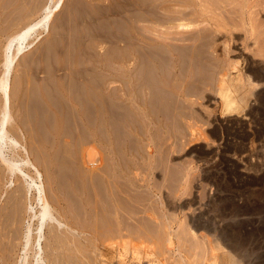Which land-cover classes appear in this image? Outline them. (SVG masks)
Wrapping results in <instances>:
<instances>
[{"label": "rangeland", "instance_id": "obj_1", "mask_svg": "<svg viewBox=\"0 0 264 264\" xmlns=\"http://www.w3.org/2000/svg\"><path fill=\"white\" fill-rule=\"evenodd\" d=\"M55 2L0 0V81L15 58L5 134L27 149L23 154L8 146L0 154V220L10 219L2 215L14 211L18 189L26 185L22 163L11 177L4 161L28 157L41 174L28 171L38 203L31 206L33 230L43 224L37 198L44 195L63 225L94 236L93 250L84 235L74 239L75 247L62 244L59 253L66 257L59 255L65 259L60 264H264V0H99L103 9L93 17L87 10L94 0H63L47 30L31 33L26 48L16 57L11 54V37ZM34 9L40 12L24 22ZM106 15L128 20L122 36L109 38L100 20ZM80 58L83 70L68 69ZM1 97L0 92V109ZM116 175L129 196L141 192L135 194L140 217L135 216L136 223L124 214L129 223L123 229L129 230L120 240L110 203L101 201L107 195L93 183L96 178L113 181ZM12 220L4 221L10 228L3 227L11 231L12 223L16 229ZM51 228H45V238L53 235ZM116 240L126 247L111 248ZM0 241V264H21L17 242L2 235ZM34 259L37 263V255Z\"/></svg>", "mask_w": 264, "mask_h": 264}, {"label": "bare ground", "instance_id": "obj_2", "mask_svg": "<svg viewBox=\"0 0 264 264\" xmlns=\"http://www.w3.org/2000/svg\"><path fill=\"white\" fill-rule=\"evenodd\" d=\"M62 2H63V0H56V2L54 3V5L52 6V7H50V5H51V3H47L45 6H44V8H43V11H44V14H43V16H41L40 18H38V19H36V20H34L33 22H31L30 24H29V26L28 27H26L24 30H22V31H20L19 32V34L18 35H16V36H14V37H11V39H10V41H9V43H8V45H7V49L11 52V54L12 53H14V56L16 57V54L18 53V52H21L23 49H25L26 48V46H24L23 44H24V41H26V39H27V37L31 34V33H33V32H36V31H39L38 29L39 28H41L43 31H46L47 30V28H48V22H49V20H50V17L54 14V12H56L60 7H61V5H62ZM216 9V8H215ZM222 11V10H221ZM234 11V10H233ZM211 12V11H210ZM223 13V12H222ZM225 14V13H224ZM232 16V15H231ZM164 22H166V21H164ZM167 23V22H166ZM187 24V23H186ZM261 27V26H260ZM210 34V33H209ZM135 39V38H134ZM206 39V38H205ZM17 41H19L20 43H19V45H18V48H17V50H15L14 51V49H13V45L17 42ZM195 41V40H194ZM209 43V42H208ZM204 45V44H203ZM208 46V45H207ZM203 46L201 45V48H202ZM13 49V50H12ZM198 49V48H197ZM199 50H201L200 48H199ZM206 50V49H205ZM152 51V50H151ZM200 52V51H199ZM198 52V53H199ZM160 53V52H159ZM194 53V52H193ZM197 53V54H198ZM201 53H202V51H201ZM207 53V52H206ZM159 55V54H158ZM199 55V54H198ZM161 57H163V56H161ZM170 57V56H169ZM198 57H200V56H198ZM184 58V57H183ZM201 58H203L202 56H201ZM14 57H12V58H10V61H9V64H8V66H7V68L5 69V72H4V78L0 81V92H1V98H2V104H1V109H0V125H1V127H0V154H2L3 153V149L5 148V147H8L9 149H7V150H16V149H18V150H21V151H23L24 153L23 154H26L27 153V149H26V147L24 146V145H22L21 143H19L16 139H14V137H11V135H9V134H5L6 133V130H5V115L7 116L8 115V107L9 106H7V103L9 102V75H10V69H11V65H12V63H13V61H14ZM199 59V58H198ZM161 60V59H160ZM183 60H185V59H183ZM192 61V60H191ZM163 62V61H162ZM182 62V61H181ZM185 62V61H184ZM162 64V63H161ZM166 66V65H165ZM172 66V65H171ZM151 67H153V66H151ZM170 67V66H169ZM180 67V66H179ZM162 68V67H161ZM166 68V67H165ZM150 69V68H149ZM211 69V68H210ZM155 70V69H154ZM153 70V71H154ZM180 70V69H179ZM151 71V70H150ZM149 71V72H150ZM158 71V70H157ZM155 72V71H154ZM188 72V71H187ZM117 73V72H116ZM141 73V72H140ZM151 73V72H150ZM146 74V73H145ZM149 74V73H148ZM154 74V73H153ZM155 76H156V73L154 74ZM180 75H182V74H180ZM147 76V75H146ZM150 76H152V75H149V77ZM149 77H147V78H149ZM157 77V76H156ZM160 77V76H159ZM169 77H170V75H169ZM117 78V77H116ZM154 78V77H153ZM173 78V77H172ZM169 79V78H168ZM192 79H193V77H192ZM154 80V79H153ZM160 80V79H159ZM115 81V80H114ZM117 82H118V80H116ZM149 81V80H148ZM155 81V80H154ZM144 82V81H143ZM149 84V83H148ZM175 88V87H174ZM117 89H118V87H117ZM177 89V88H176ZM72 92V91H71ZM88 92V91H87ZM114 92V91H113ZM125 92V91H124ZM75 93V92H74ZM140 93V92H139ZM77 96H79V95H77ZM112 96V95H111ZM159 96V95H158ZM187 96V95H186ZM119 98V97H118ZM156 100H157V98H156ZM116 101V100H115ZM138 101V100H137ZM136 101V102H137ZM114 102V101H113ZM153 102V101H152ZM120 103H121V101H120ZM139 103V102H138ZM4 104V105H3ZM112 104V103H111ZM116 104V103H115ZM115 104L113 105V106H115ZM169 104V103H168ZM116 106H118V105H116ZM118 107H120V105L118 106ZM168 107V106H167ZM44 108V107H43ZM113 108H115V107H113ZM117 108V107H116ZM121 109H123V107H120ZM126 108V107H125ZM124 108V109H125ZM117 110H118V108H117ZM155 110V109H154ZM89 111V110H88ZM152 111V110H151ZM115 112V111H114ZM113 112V113H114ZM131 112V111H130ZM129 112V113H130ZM160 112V111H159ZM124 113V112H123ZM115 114H116V112H115ZM156 114V113H155ZM127 115V114H126ZM130 115V114H129ZM118 116H119V113H118ZM154 117H155V115H154ZM119 118V117H118ZM114 119V118H113ZM147 119H149V118H147ZM119 121V120H118ZM6 122H8V121H6ZM157 122H158V120H157ZM74 123V122H73ZM149 125V124H148ZM119 126V125H118ZM119 128V127H118ZM127 128V127H126ZM163 129V128H162ZM189 129V128H188ZM116 130V129H115ZM120 130V129H119ZM82 131H83V129H82ZM121 131V130H120ZM129 132V131H128ZM148 132V131H147ZM178 132V131H177ZM187 132H188V130H187ZM150 133V132H149ZM168 133V132H167ZM115 134V133H114ZM178 134V133H177ZM116 135V134H115ZM172 135V134H171ZM193 135V134H192ZM191 135V136H192ZM152 136V135H151ZM184 136V135H183ZM154 140V139H153ZM173 140V139H172ZM115 141V140H114ZM146 141V140H145ZM148 141V140H147ZM118 142V141H117ZM166 142V141H165ZM182 142V141H181ZM117 144V143H116ZM122 148V147H121ZM18 150H16V151H18ZM123 150V149H122ZM21 151H18V152H21ZM233 151V150H232ZM13 152V151H12ZM11 152V153H12ZM130 152V151H129ZM17 153V152H16ZM22 153V152H21ZM112 153V152H111ZM124 153V152H123ZM133 153V152H132ZM117 154V153H116ZM120 154V153H119ZM4 155V154H3ZM121 155V154H120ZM28 156V155H27ZM124 156V155H123ZM2 158H4L5 159V157H1V159ZM15 158V157H14ZM24 158V157H23ZM124 159V158H123ZM5 162V164L7 165V169H8V171H9V173L11 174V177H14L16 174H15V170L16 169H19L20 167V165L18 164V163H22V166H23V168L26 170H24V172L25 173H23L22 172V170H21V175L23 176V177H25V179H26V185H24L23 184V187L22 188H24V190H22V191H24L23 193H24V195H22L21 194V187L19 188V187H17L16 188V191H17V189L20 191V193H18V197H16V198H19V200L17 201V202H19V203H16L15 205H14V207L12 208L14 211H12V213L11 214H6V212L5 211H3V212H5L4 213V215H2V216H7V217H10V219L8 220L7 218H5V219H3L5 222H6V220L8 221V222H10V220H12L13 222H15L16 221V223H13V224H15V225H13L14 227L16 226V229H17V226L18 225H16V224H22L23 223V226H25L24 227V229L23 230H19V229H21V226H20V228H18L17 230L16 229H14V227H13V229L14 230H12V223H11V231H10V229H8L7 227H3V223H4V221H2V220H0V222L2 221V223H1V225L0 226H2L1 227V229H0V235H2L4 238H6V237H10V240H12L14 243L15 242H17V246H18V248H21V250L20 251H22L21 252V254L19 255L20 256V259H21V264H38V262H40L41 261V263L42 264H60V262L63 260H65V259H62V256H65V255H63V254H65L66 252H63V251H65L66 249H73V248H68V247H66V249L64 250L63 249V251H61V252H63V254H62V256L60 257L59 255H61L59 252V247H62L61 245L63 244L64 246H69L70 244H73L74 245V239H76V241L77 240H79V238H78V236L80 237V235H84V236H86L85 238H86V240L88 241L87 243H89V247H93L91 250H93L94 249V236H92L93 234L91 233V232H89V233H87V232H82V230H75V229H77V228H71V226L70 225H63L62 223H61V221L59 220L60 218H57L56 216H59V215H57L58 213H55V212H53L54 210H52V207H50V204H49V201L46 199V197L43 195V197L42 198H40V197H38L37 198V201L40 203V206H42L41 208H39V218H38V221L41 219L42 221H43V224L41 225V227L39 228V226L37 225V233H36V231H34L33 230V227H31V225H30V221H32L33 222V220H35V215H33V213H32V205L34 204V202L36 203V204H38L37 202H36V200H34V198H33V196L31 195V191H32V186L33 185H35L34 183H33V185H32V183H30V182H32L30 179V176L28 175V171L31 169V168H33V170H34V172H35V174H36V176L38 177V178H40V172L35 168V165L31 162V160L27 157L26 158V160H13V159H11V160H9V161H4ZM120 162V161H119ZM124 162V161H123ZM118 163V162H117ZM128 165V164H127ZM119 166V165H118ZM121 166V165H120ZM111 167V166H110ZM127 167V166H126ZM121 168V167H120ZM124 169V168H123ZM114 170V169H113ZM130 170V169H129ZM123 171V170H122ZM124 171H125V169H124ZM109 174V173H108ZM112 174V173H111ZM126 174V173H125ZM187 175V174H186ZM124 176V175H123ZM114 177H116V178H114V180L113 181H111L110 179V182H107L106 180H104V179H95V180H93V181H95V182H93L94 183V186H96L97 187V190L99 189V191H101L100 193H101V195H102V192H103V194H105V195H107L106 196V200H104V197L105 196H101L100 194H99V196H101L102 197V200L101 201H104V202H108L109 201V203H110V206L108 205V207L107 208H109L110 207V209H111V214H112V216H113V222H115V225L114 226H116V232H115V234H116V236L115 237H117L119 240L120 239H122V237L124 238L126 235L125 234H123V232L122 231H124V230H129L128 229V227L126 228V229H123V228H125V225H127L126 223L128 222V221H126L125 220V218H124V214H127V215H129L130 217V219H133V220H135L136 221V223H137V218H135V216L139 213L138 212V207L136 206L138 203H139V201L140 200H138L139 198L137 197V196H135V194L137 195L138 194V196L141 194V192L139 191V190H137V192L135 191L134 192V196L133 197H131V196H129V194L131 193H128L129 191H128V188L127 187H125V185H121V183H120V180L121 179H119V178H121L119 175L117 176H114ZM186 177V176H185ZM93 178V177H92ZM102 178V177H101ZM107 179V178H106ZM186 179V178H185ZM89 180V179H88ZM123 180V179H122ZM73 181V180H72ZM78 181V180H77ZM91 181V180H90ZM124 181V180H123ZM128 181V180H127ZM76 182V181H75ZM129 182V181H128ZM134 182H136V181H134ZM133 182V183H134ZM67 183V182H66ZM13 183L12 182H10V186L12 185ZM73 184V183H72ZM126 184V183H125ZM132 184V183H131ZM131 184L129 185L130 187H131ZM74 185V184H73ZM79 185V184H78ZM86 185V184H85ZM92 185V184H91ZM128 185V184H127ZM134 185V184H133ZM133 185H132V187H133ZM139 185V184H138ZM137 185V186H138ZM160 185V184H159ZM87 186H88V183H87ZM128 186V187H129ZM79 187V186H78ZM93 187V186H92ZM95 187V188H96ZM139 187V186H138ZM80 188H81V185H80ZM79 188V189H80ZM140 188H141V186H140ZM143 188V187H142ZM74 189H75V187H74ZM89 189V188H88ZM130 189V188H129ZM133 189H134V187H133ZM135 189H137L136 187H135ZM1 187H0V197L2 196L1 195V193L3 194V192H1ZM93 190V189H92ZM132 191V190H131ZM149 191V190H148ZM36 192L39 194V195H41V194H43L42 193V191L39 189V188H37L36 189ZM98 192V191H97ZM107 194H106V193ZM146 193V192H145ZM151 193V192H150ZM22 196H24V201L26 202V207H25V209H26V213H25V215H27L26 217V221H22V217L19 215V212L21 213V207H22V204H23V202H20L21 201V195ZM124 194H126L130 199H125V197H124ZM12 195V194H11ZM28 195H30V196H28ZM75 195V194H74ZM83 195V194H82ZM91 195V194H90ZM70 196V195H69ZM72 197V196H71ZM15 198V199H16ZM77 198V197H76ZM91 198V197H90ZM127 198V197H126ZM10 199H12V201L10 200ZM15 199H13V197L12 198H9V200L11 201V202H14L15 203V201H13V200H15ZM72 199V198H71ZM95 199V198H94ZM98 199V198H97ZM4 200V199H3ZM7 200H8V198H7ZM87 200V199H86ZM76 200H74V202H75ZM98 201V200H97ZM157 201V200H156ZM9 202V201H8ZM11 202H10V204H11ZM70 202V201H69ZM73 202V203H74ZM80 202V201H79ZM76 203V202H75ZM86 203H88V201L86 202ZM10 204H6L7 206L9 205V206H12V205H10ZM13 204V203H12ZM95 204V203H94ZM107 204V203H106ZM157 204V203H156ZM74 205V204H73ZM75 205H77V203L75 204ZM74 205V206H75ZM93 205V204H92ZM99 205V204H98ZM80 207H82L81 205H79ZM79 206H77V208L78 209H76V211L77 212H79ZM103 206V205H102ZM74 208H76V207H74ZM4 209H6V208H4ZM8 209V208H7ZM9 209L10 210H12L10 207H9ZM92 209H94V208H92ZM98 209V208H97ZM23 210V209H22ZM80 210H82V209H80ZM141 210H143V209H141ZM141 210H140V212H141ZM8 212H10V211H8ZM66 212H67V210H66ZM81 212H84V211H81ZM80 212V213H81ZM2 213V212H1ZM56 214V216H55V214ZM61 213V212H60ZM73 213V212H72ZM98 213V212H97ZM102 213V212H101ZM104 213V212H103ZM142 213H144V212H142ZM6 214V215H5ZM23 214H24V212H23ZM77 215L79 214V213H76ZM75 214V215H76ZM105 214V213H104ZM110 214V215H111ZM72 215V214H71ZM80 215V214H79ZM78 215V216H79ZM81 215H83L82 213H81ZM89 215V214H88ZM139 215V214H138ZM137 215V216H138ZM146 215V214H145ZM23 216V215H22ZM78 216H76V217H78ZM90 216V215H89ZM112 216H110V217H112ZM62 217V216H61ZM80 217V216H79ZM94 217V216H93ZM97 217V216H96ZM108 217V216H107ZM106 217V218H107ZM109 217V218H110ZM138 217H140V216H138ZM17 218V219H16ZM70 218V217H69ZM74 218V217H73ZM83 218V217H82ZM87 218V217H86ZM85 218V219H86ZM95 218V217H94ZM150 218V217H149ZM1 219H2V217H1ZM62 219H64V218H62ZM66 219H68V218H66ZM77 219H81V218H77ZM127 219V218H126ZM110 220V219H109ZM151 220V219H150ZM11 221V222H12ZM74 221H75V219H74ZM73 221V222H74ZM79 220H77L76 222H78ZM95 221V220H94ZM26 222V223H25ZM80 222H82V221H79V223ZM87 222V221H86ZM91 222V221H90ZM112 222V221H111ZM148 222V221H147ZM71 222H69V224H70ZM79 223H77V225L79 224ZM83 223H84V220H83ZM83 223H82V225H83ZM89 223V222H88ZM93 223V222H92ZM129 223V222H128ZM160 223H162L161 221H160ZM6 224V225H5ZM9 224V223H8ZM74 224H76V223H74ZM114 224V223H113ZM4 225L5 226H8L9 228H10V226L9 225H7V223H4ZM56 225V226H55ZM76 225V226H77ZM166 225V224H165ZM74 225H72V227H73ZM89 226V225H88ZM168 226V225H167ZM166 226V227H167ZM42 227H44V228H42ZM53 228L54 229V231L52 230V232H53V235H50V237H48V238H45V235H43V232L45 231V228ZM79 227H81V223L79 224ZM78 227V228H79ZM83 227H84V225H83ZM3 228V229H2ZM51 228V229H52ZM59 228H61V230L62 231H60V229ZM103 228V227H102ZM134 228L135 229H137L138 230V227L137 226H134ZM140 228V227H139ZM162 228V227H161ZM59 229V230H58ZM82 229V228H81ZM85 229V228H84ZM8 230V231H7ZM19 230V231H18ZM48 230V229H47ZM106 230V229H105ZM126 230V231H127ZM35 233H34V232ZM57 231H60L59 233L60 234H62V238H61V235L60 234H57ZM65 231H67L68 233H66ZM84 231V230H83ZM85 231H87V230H85ZM115 231V230H114ZM140 231V230H139ZM138 231V232H139ZM69 232L71 233V234H69ZM99 232V231H98ZM109 232V231H108ZM113 232V231H112ZM125 232V231H124ZM138 232H136V233H138ZM146 232V231H145ZM167 232V231H166ZM2 233H4L5 235H3ZM39 233V234H38ZM63 233H64V237H63ZM74 233L76 234L75 236H74ZM94 233H95V231H94ZM103 233H104V231H103ZM42 234V235H41ZM50 234H51V231H50ZM97 234H99V233H97ZM131 234H133V233H131ZM144 234V233H143ZM171 234V233H170ZM182 234V233H181ZM49 235V234H48ZM58 235H60V236H58ZM95 235V234H94ZM110 235V234H109ZM166 235V234H165ZM168 235V234H167ZM42 236V237H41ZM44 236V237H43ZM113 236V237H114ZM74 237V238H73ZM76 237V238H75ZM82 237V236H81ZM81 237H80V239H81ZM139 237V236H138ZM142 237H144V236H142ZM141 237V238H142ZM196 237V236H195ZM209 237V236H208ZM46 239V241H48L50 244L49 245H46L47 247H49V250H50V252L49 253H47L48 252V249H47V254L44 252V248H43V242H44V240ZM82 238H84V237H82ZM105 238H106V236H105ZM116 238V239H117ZM130 238V237H129ZM159 238V237H158ZM48 239V240H47ZM137 239H139V238H137ZM163 239V238H162ZM177 239V238H176ZM196 239V238H195ZM2 240V239H1ZM9 240V239H8ZM8 240H6V242L8 241ZM85 240V241H86ZM144 240V239H143ZM3 241H5L4 239H3ZM3 241L1 242V243H3ZM45 241V243H47ZM144 241H146V240H144ZM171 241V240H170ZM169 241V242H170ZM126 242V241H125ZM132 243V242H131ZM171 243V242H170ZM9 245L11 244L12 246H16V244H12V242L10 243H8ZM8 244H7V246H8ZM48 244V243H47ZM76 244H78L79 245V242L78 243H76ZM107 244V243H106ZM105 244V245H106ZM122 244V245H121ZM199 243H197V245H198ZM204 244V243H203ZM5 245H6V243H5ZM44 245V246H45ZM78 245H76L77 246V248H78ZM88 245V244H87ZM103 245H104V243H103ZM120 245L124 248V247H126L125 245H124V241L122 242V243H120ZM118 243H117V240H116V242H114L113 241V243L110 245L111 246V248H113V247H115V246H120ZM126 245H128V244H126ZM200 245H202L201 243H200ZM1 246V248L0 249H2L3 250V246L2 245H0ZM15 246H14V248H15ZM80 246V245H79ZM148 246V245H147ZM208 246V245H207ZM218 246V245H217ZM46 247V248H47ZM70 247H72V246H70ZM73 247H75V245L73 246ZM107 247H109V244L107 245ZM135 247V246H134ZM201 247H203V245L201 246ZM204 248V247H203ZM10 249H12V248H9V250ZM80 249V248H79ZM116 249V248H115ZM1 250V251H2ZM7 250V249H6ZM13 250V249H12ZM12 250H11V252H12ZM16 250V249H15ZM14 250V251H15ZM61 250H62V248H61ZM67 250V251H68ZM169 250V249H168ZM203 250V249H202ZM205 250V249H204ZM0 251V252H1ZM73 251V250H72ZM79 251V250H78ZM7 252V251H6ZM10 252V253H11ZM16 252H17V250H16ZM14 253V254H16L17 255V253ZM71 251H69L68 253H70ZM77 252V251H76ZM93 252V251H92ZM234 252V251H233ZM2 253L4 254V250L2 251ZM9 253V252H8ZM203 253H204V251H203ZM12 254H13V252H12ZM13 254V255H14ZM19 254V253H18ZM75 254V250H74V253L72 254H70L71 256H75L74 255ZM78 254V253H77ZM6 255H8L7 253H6ZM22 255V256H21ZM37 255V263H35L34 262V258H35V256ZM45 255V256H44ZM67 255V254H66ZM79 255V254H78ZM208 255V254H207ZM69 256V255H68ZM68 256H67V258H68ZM206 256V255H205ZM225 256V255H224ZM9 257V256H8ZM66 257V256H65ZM70 257V256H69ZM204 257V256H203ZM12 258V257H11ZM48 258V259H47ZM64 258V257H63ZM70 258H74V257H70ZM76 258V257H75ZM79 258V257H78ZM86 258H87V256H86ZM223 258H226V257H223ZM7 259V258H6ZM13 259V258H12ZM47 259V260H46ZM60 259H62V260H60ZM88 259V258H87ZM90 259H92V258H90ZM9 260H10V257H9ZM13 260H15V258L13 259ZM99 260V259H98ZM228 260H230V257H228ZM0 261H2L1 259H0ZM69 261V260H68ZM75 261H77V259L75 260ZM3 262H4V260H3ZM15 262V261H14ZM72 262V261H71ZM90 262V261H89ZM11 263V262H10ZM12 263H13V261H12ZM16 263V262H15ZM15 263H13V264H15ZM70 263V262H69ZM73 263V262H72ZM6 264V263H5ZM18 264V263H17ZM71 264V263H70Z\"/></svg>", "mask_w": 264, "mask_h": 264}, {"label": "crops", "instance_id": "obj_3", "mask_svg": "<svg viewBox=\"0 0 264 264\" xmlns=\"http://www.w3.org/2000/svg\"><path fill=\"white\" fill-rule=\"evenodd\" d=\"M95 4H93L91 7H89L90 11L87 10V13H89L91 15L92 13V17H93V14L96 12V11H99L100 9H103V7H101V5L99 4V0H94ZM78 5V4H76ZM43 6V5H42ZM41 6V7H42ZM79 6V5H78ZM76 7V11L79 9V7ZM82 7H86L84 4H82ZM108 13H111L113 12L112 9L110 6H108ZM37 12H40V9L38 10H32V11H29V13L27 14V16L23 19L24 22H28L29 21V18L31 16H34ZM84 14V13H83ZM31 20V19H30ZM101 22H105L106 25H105V29H106V33L107 35H109V38H113L114 36H116V34H118V36H122V32H124L126 29H127V26H128V20L126 18H124L123 16H120V17H116V16H111V15H106V16H101ZM94 36V35H92ZM78 45L77 46H82V40L81 39H78L77 41ZM79 51L81 52V49L79 48ZM79 55V53H78ZM80 57H82V52L80 53L79 55ZM85 67L83 66V60L82 58L76 59V62H74L73 64H71V66L68 68V69H72V70H83ZM92 70H98V69H103V68H97L95 66L91 67Z\"/></svg>", "mask_w": 264, "mask_h": 264}]
</instances>
